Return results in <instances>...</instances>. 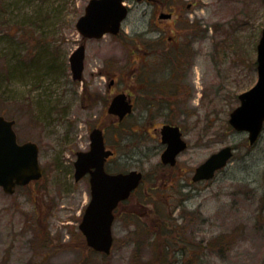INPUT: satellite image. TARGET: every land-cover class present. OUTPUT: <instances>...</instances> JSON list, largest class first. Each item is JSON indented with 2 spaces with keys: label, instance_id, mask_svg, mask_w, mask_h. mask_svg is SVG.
I'll list each match as a JSON object with an SVG mask.
<instances>
[{
  "label": "rangeland",
  "instance_id": "1",
  "mask_svg": "<svg viewBox=\"0 0 264 264\" xmlns=\"http://www.w3.org/2000/svg\"><path fill=\"white\" fill-rule=\"evenodd\" d=\"M159 1L125 0L130 13L121 32L88 41L80 84L69 57L81 41L76 22L89 0H0V115L15 121L20 143L38 145L44 169L41 181L13 195L0 188V264H264V128L250 145L228 123L238 95L257 81L264 0ZM170 11L171 21L158 20ZM170 37V45H184L160 62L144 55L151 49L142 44L160 40L161 52ZM102 61L108 75L121 72L125 79L131 68L178 69L179 77L165 98L170 108H155L153 124L129 119L121 125L125 132L108 130L110 144L121 139L126 146V158H115L117 169L145 174L116 211L109 255L89 249L78 229L86 195L82 190L80 199L73 190L71 166L77 132L87 142L88 127L103 117L99 124L109 126ZM137 114L145 115L142 107ZM165 116L182 128L188 148L170 189L157 182L153 191L160 157L147 131ZM227 146L234 150L228 165L194 184L195 168Z\"/></svg>",
  "mask_w": 264,
  "mask_h": 264
},
{
  "label": "water",
  "instance_id": "2",
  "mask_svg": "<svg viewBox=\"0 0 264 264\" xmlns=\"http://www.w3.org/2000/svg\"><path fill=\"white\" fill-rule=\"evenodd\" d=\"M128 11L124 0H90L84 14L77 20L76 29L84 39H99L105 34L117 35ZM84 51V46L81 45L70 56L74 80L82 77ZM257 75L256 84L239 95L240 105L230 113L228 121L235 131L248 133L251 145L258 139L264 124V27L257 45ZM131 109L125 96L118 95L112 100L109 113L122 119ZM13 125V120L0 116V187L7 194H12L16 185H26L32 180L40 179L42 175L37 145L32 142L19 145ZM162 134L163 142L168 146L162 155V161L173 166L176 164V157L187 148V144L182 140L176 126L164 127ZM111 154L104 149L101 131L93 130L90 151L80 153L75 163L77 177L90 168L95 169L91 178L92 199L79 229L87 246L104 254L110 253L113 242V212L120 202L129 198L142 178V174L137 171L107 175L104 172V163ZM232 156L233 150L229 146L212 154L197 167L193 180L212 179L216 171L226 167Z\"/></svg>",
  "mask_w": 264,
  "mask_h": 264
},
{
  "label": "flooded vegetation",
  "instance_id": "3",
  "mask_svg": "<svg viewBox=\"0 0 264 264\" xmlns=\"http://www.w3.org/2000/svg\"><path fill=\"white\" fill-rule=\"evenodd\" d=\"M143 1H147L148 3L153 4V5H158L160 2L159 0H139V3H142ZM190 7H191V5H188L187 9H189ZM163 15L164 16L169 15L170 17L169 18H162L161 16H163ZM173 17H174V14H173V12L170 11V13H161L158 16V20H160V22L171 21ZM180 17H181V15H180ZM175 22H177V20ZM157 30H158V27H157ZM163 31L164 30L162 29L161 32H163ZM183 32L185 35L189 32V30L184 29ZM184 35H183V37H184ZM171 38L172 37H170L168 40L169 43H167V41L161 42L162 43V45H161L162 51L161 52L159 51L160 40L156 41V43H151L150 45L142 44L141 42H138L137 44L141 43L142 45H144V47H148L149 49H151L150 52L145 51L144 55L145 54L146 55L154 54L155 56H158L156 58L153 57V59H156L154 61L160 62V59H161L160 56H163V54H165V53H170L173 49L177 50L178 47H180L181 45H184L182 42L175 43V45H173V44L170 45L172 43L170 41ZM81 40L82 41H80L79 44L84 45L85 53H86V46H87L88 41H93L95 39H87V40L81 39ZM168 45L171 48H169ZM165 47H167V49L169 51H164ZM138 48L140 49V47H138ZM182 50H184V47L182 48ZM178 59L179 58L175 59V61H177ZM145 60H147V59H145ZM84 61H85V59H84ZM102 63H103L102 67L98 71L102 77L108 78V81H107V79H105V82H107L106 88L102 93L104 94L106 101H108V104L106 106V114H107V118L109 119V126L99 124L102 122L105 123L106 119L104 121V117H103L102 119H100L102 121H98V118H101V116L96 115L95 120L98 121V124L93 128L92 127L87 128V135H88L87 142L80 141L78 138L80 136V131L77 132V138L75 140L77 145H76V150L74 151V160L71 164V166H72V187H73V190L76 191V195L79 196L80 199L84 195V194H82V190H84L85 195H86V205H84L82 207L79 218H81L82 215L84 214L85 209H86L87 205L89 204V202L91 201V198H92L91 178H92V174L95 172V169L90 168L89 170H87V172L85 174L81 175L80 177H77V168H76L75 163L77 162L80 153H88L90 151L92 131L93 130H100L101 131L102 136H103L104 149L106 151H110L112 153L105 160L104 172L107 175H117L120 173L125 174V173H128L130 171L140 172L142 174V178L140 180L139 186L137 187V189L135 191L139 190V188L141 187V185L145 181V174L141 170L136 169V168L128 170V171H125V169L122 170V168L117 169V165H120V162H119V159L117 162V160H115V158L117 157V155H120L122 158H126V155H127L126 146L124 144H122L121 139L118 140V143H117L118 145L117 144H114V145L110 144L108 141V138H107L108 130L111 129L114 134H116V133L121 134V133L125 132V130L121 127V125L129 119H136V122H140V121L141 122H150L151 124H153V122L155 120L154 118L156 117L154 115L155 108H157V107L170 108V101H168L165 98H168L170 96V84L177 82L178 78H179L178 73L176 72V71H178V69L131 68V73H128V74L126 73L127 77L125 79V78H123L124 75L121 72H116L113 76L108 75L110 72H109V70L106 69V67H107L106 63L103 61H102ZM84 70H85V63H84ZM84 70H83V74H84ZM153 71H155V72H153ZM156 71H160V72H156ZM161 72H163L165 74V76L163 78H161L159 81H157L155 76L157 75V73H161ZM163 73H161V74H163ZM83 74H82L80 81H76L77 83L83 84V79H84ZM120 75H121V77H120ZM126 80L128 83L126 82ZM119 82H120V84H119ZM121 83H123V86ZM120 85L122 86V88L120 87ZM158 91H160V92H158ZM82 94L85 95L84 93H82ZM118 95L125 96L126 101L129 102V104L132 107L130 114L125 115L122 119H120L116 115H111L109 113L110 104H111L112 100ZM157 95H159V97ZM85 96H83V98L87 97V96L86 97ZM138 107L143 108L145 115L142 116L140 114L139 115L137 114V117L135 118L134 114L136 113ZM165 119L166 120L164 122H162L161 125L154 126L152 128V131H147L148 133L153 132L152 135L154 137H152V138L155 139L158 143L156 148H158L157 150H159V157H160V162L158 164L160 174L156 176L155 180L151 181V183L153 184V187H152L153 191L155 190V188H157L156 187L157 182L162 183L165 188H167V186H168L170 189V180L174 176L175 167L178 166V157L181 155V154H179L177 156L176 164L174 166H171L170 163H163V161H162V155L165 152L166 148L168 147L167 144L163 142L162 130L164 129V127L176 126L175 124L174 125L170 124L169 116H165ZM179 128H180V131L182 132V128L180 126H179ZM182 135H183V133H182ZM120 149H121V151H119ZM178 169H179V166H178ZM195 170H196V168H195ZM195 170L193 172V176H194ZM193 176L191 177V181L194 184L204 182V181H194ZM35 183H38V182H32L31 184H35ZM134 192H132V194ZM121 206H122V204H121ZM78 229H79V225H78Z\"/></svg>",
  "mask_w": 264,
  "mask_h": 264
},
{
  "label": "trees",
  "instance_id": "4",
  "mask_svg": "<svg viewBox=\"0 0 264 264\" xmlns=\"http://www.w3.org/2000/svg\"><path fill=\"white\" fill-rule=\"evenodd\" d=\"M13 74V72H11Z\"/></svg>",
  "mask_w": 264,
  "mask_h": 264
}]
</instances>
